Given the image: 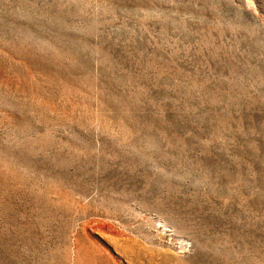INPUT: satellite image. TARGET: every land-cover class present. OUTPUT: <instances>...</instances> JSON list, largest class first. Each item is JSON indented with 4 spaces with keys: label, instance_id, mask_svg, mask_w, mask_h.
<instances>
[{
    "label": "rangeland",
    "instance_id": "1",
    "mask_svg": "<svg viewBox=\"0 0 264 264\" xmlns=\"http://www.w3.org/2000/svg\"><path fill=\"white\" fill-rule=\"evenodd\" d=\"M0 264H264V0H0Z\"/></svg>",
    "mask_w": 264,
    "mask_h": 264
}]
</instances>
